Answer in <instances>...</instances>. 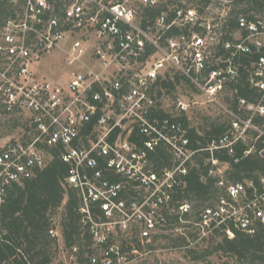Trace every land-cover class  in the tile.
<instances>
[{
	"label": "built area",
	"instance_id": "built-area-1",
	"mask_svg": "<svg viewBox=\"0 0 264 264\" xmlns=\"http://www.w3.org/2000/svg\"><path fill=\"white\" fill-rule=\"evenodd\" d=\"M209 2L0 0V9L8 10L0 19V110L25 117L21 136H0V204L54 149L68 165L65 184L82 202V221L96 248L90 264H126L156 250L160 238L187 236L190 228L197 240L216 229L228 237L232 228L254 233L257 222L264 223V175L261 191L248 194L252 181L226 180L227 164L215 152L232 153L250 130L264 134L253 121L264 113V56L250 75L260 101L239 97L234 109L220 105V95L237 70L218 53L209 61L206 49L221 45L231 49V59L252 46L259 50L264 20L240 14L238 38L229 32L231 40L223 41L214 20L203 16ZM145 8L161 10L144 23ZM57 49L72 69L65 78L41 75L40 58ZM172 71L229 117L224 132L204 145H191L182 119L190 103L178 97L170 108L163 82L167 73L173 79ZM198 155L218 177L220 193L193 215L192 203L175 194ZM49 234L58 236L53 228Z\"/></svg>",
	"mask_w": 264,
	"mask_h": 264
},
{
	"label": "trees",
	"instance_id": "trees-1",
	"mask_svg": "<svg viewBox=\"0 0 264 264\" xmlns=\"http://www.w3.org/2000/svg\"><path fill=\"white\" fill-rule=\"evenodd\" d=\"M188 1L205 6L210 0ZM160 10L143 9L144 23L147 18H154L159 14ZM253 11L264 12V0H233V8L228 13L225 26L229 31L236 29L237 17L242 14L250 19L254 18L255 16L251 14ZM6 14L7 8L2 7L0 19ZM222 40L229 41L231 37L225 34ZM217 48L218 54L222 55L223 59L230 58L231 64L237 70V76L226 85L232 91V95L226 97L227 104L235 109L239 97L256 103L261 94L251 84L250 72H253V65L259 56H264V47L257 50L252 46L250 53H235L232 59L231 49L226 50L221 45ZM166 75L168 81H164L163 85L170 89L183 78L176 73H173V79L168 73ZM0 113L3 114L1 110ZM182 119L187 125L186 115H183ZM253 121L260 128V125L264 124V113L254 115ZM14 125L21 124L15 120ZM210 126L203 135L188 128L193 147L204 145L227 128V124L223 123ZM49 150L51 157L47 159L45 165L31 179L13 185L7 191L4 202L0 204V264H66L65 260L90 264L89 258L96 251L88 224L82 221L80 197L75 189L64 182L68 165L62 161L56 150ZM232 150V153H227L223 149L215 152L216 156L227 164L224 178L233 183L252 181L253 186L248 188V194H251L253 189L261 191L259 178L264 175V134L260 135L257 131L250 130L245 140H237L233 144ZM160 157L167 160V156ZM160 157H157L156 161H160ZM183 178L184 187L178 189L175 196L177 199L192 203L193 215L199 207L212 204L213 199L220 193L216 186L218 177L210 173V165L204 161L202 155L195 156L194 164ZM260 207L264 210V202ZM58 209L60 210L58 236L52 237L49 230L56 229L52 216ZM232 229L234 233L232 237L216 229L199 240H196L197 233L194 232L192 246L189 245L188 236L179 235L172 239V246L182 248L185 256L192 260H200L207 254L221 251L235 258L240 264H264V223L257 222L256 231L252 234ZM216 235L221 240L216 242L213 249L198 248L200 242L208 241ZM74 246L77 247L76 251H72Z\"/></svg>",
	"mask_w": 264,
	"mask_h": 264
},
{
	"label": "rangeland",
	"instance_id": "rangeland-1",
	"mask_svg": "<svg viewBox=\"0 0 264 264\" xmlns=\"http://www.w3.org/2000/svg\"><path fill=\"white\" fill-rule=\"evenodd\" d=\"M233 8V0H210L208 9L203 12V16L209 18V20H214L216 23V30L218 36H224L225 34L231 35L229 32H232L231 37L235 39L238 38L237 30H228L225 26L226 19L228 17V13ZM257 19L264 20V12H251ZM208 60L212 61L216 60V56L218 53L217 46L212 44L209 45L206 49ZM221 58V56L219 57ZM37 72L41 75L55 77L62 75L64 78L66 73L72 67L67 65L65 61V54L61 50H52L46 54H44L39 63H37ZM74 67V66H73ZM173 73L179 75L178 72L172 71L170 72V76L173 77ZM252 75V72H250ZM180 76V75H179ZM184 78H181L179 83H175L174 88L170 89V108L173 112L174 101L176 98L180 97L187 102L190 103V109L186 114L187 117V127L189 129H194L195 132L199 135H203L205 131L210 129L211 124H227L229 121V117L223 110L221 106L213 104L208 101V99L197 91L193 85L188 83V81ZM234 92V91H233ZM232 91H230L229 87H226L225 91L220 95V105L227 104L226 97L231 96ZM260 101V98L257 100ZM169 102V101H168ZM261 103L264 104V99L261 100ZM17 121L18 124L14 125V121ZM25 122V117L22 114L15 115H3L0 113V136L10 134L8 136L19 137L23 133V124ZM262 131H264V124L260 125ZM59 209L55 214H53V223L58 231V221H59ZM194 228H190L188 233V241H190L189 245L192 246L191 242L195 238ZM194 233V234H193ZM190 234V235H189ZM173 236H164L158 240L159 247L156 248L152 253H148L138 257L137 259H133L128 261L126 264H240L233 257L228 256L227 254L222 253L221 251H214L213 253L207 254L203 259L200 260H192L189 257L185 256L184 250L181 248H173L172 239ZM197 240V238H196ZM221 238L216 235L212 239L208 241L200 242L198 244V248L200 249H213L216 245V242H219ZM59 240V245L61 244ZM94 247V245H93ZM57 258V260H59ZM62 259L64 257L62 255ZM68 261V260H67ZM66 264H68V262ZM245 264V263H243Z\"/></svg>",
	"mask_w": 264,
	"mask_h": 264
}]
</instances>
